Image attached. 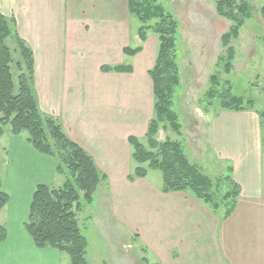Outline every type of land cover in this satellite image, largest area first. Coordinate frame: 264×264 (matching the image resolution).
<instances>
[{
	"label": "crops",
	"instance_id": "crops-1",
	"mask_svg": "<svg viewBox=\"0 0 264 264\" xmlns=\"http://www.w3.org/2000/svg\"><path fill=\"white\" fill-rule=\"evenodd\" d=\"M0 11L15 17L19 36L33 51L32 83L41 110L58 118L107 174L109 189L103 188L110 190L107 199L114 214L133 221L130 208L138 213L135 219L146 223L149 244L140 228L138 233L155 262L264 264V111H233L241 116L239 128L231 137H216V147L210 137L212 149L232 167L240 185L236 209L223 218L189 192H163L148 175L128 178L133 151L129 137L144 136L153 117L148 71L158 49L150 34L142 41L135 32V47L141 44L143 50L125 54L132 47L135 17L130 0H0ZM117 64H132L134 70H102ZM221 111L211 118L213 127L223 121L220 115L233 114ZM9 137L13 164L9 185L4 182L9 202L0 210V225L6 228L0 264H69L66 251L37 247L24 228L35 187L56 184V160L35 150L25 133ZM9 147L2 146L4 152ZM64 181L61 175V185ZM133 188L142 190L134 196Z\"/></svg>",
	"mask_w": 264,
	"mask_h": 264
},
{
	"label": "trees",
	"instance_id": "trees-1",
	"mask_svg": "<svg viewBox=\"0 0 264 264\" xmlns=\"http://www.w3.org/2000/svg\"><path fill=\"white\" fill-rule=\"evenodd\" d=\"M217 14L232 22L229 30L222 34L223 53L218 57L219 67L229 74L234 69L237 57L236 42L251 13L245 0H216ZM130 12L143 24L139 36L146 41L149 32L158 38V49L154 66L148 71L153 83L154 116L149 121L146 133L147 145L137 136L131 135L132 158L139 165L129 179L144 178L148 169L163 173V192L185 191L192 194L223 218L229 217L237 207L240 185L228 167L226 175L215 179L203 169L189 161L185 146L180 140L158 141L155 135L159 128L170 126L181 131L182 124L175 108L174 99L181 86L179 64L180 23L163 7L160 0H130ZM264 18V6L262 8ZM13 38L16 51L8 43ZM143 46L126 47L125 54L135 55ZM217 61V62H218ZM103 71L133 72L132 64L103 65ZM34 58L30 46L19 36L14 16L7 17L0 11V137L5 126L10 124L14 135L27 133L26 141L39 153L56 160V174L65 177L60 186L38 184L30 204L24 228L39 248L52 247L70 254L69 264H89L87 259L88 239L82 232L78 212L95 201L99 186L108 180L107 174L97 165L94 157L72 140L64 131L62 122L43 112L33 87ZM211 85L206 99L200 105L209 112L215 101L219 108L242 111L252 108L253 100H245L231 93L230 87H221L218 73L210 76ZM229 83V82H228ZM218 90V91H217ZM206 102V103H205ZM9 202V194L0 179V209ZM83 202V204H82ZM6 237V228L0 225V242ZM142 261L150 262L146 256Z\"/></svg>",
	"mask_w": 264,
	"mask_h": 264
},
{
	"label": "rangeland",
	"instance_id": "rangeland-1",
	"mask_svg": "<svg viewBox=\"0 0 264 264\" xmlns=\"http://www.w3.org/2000/svg\"><path fill=\"white\" fill-rule=\"evenodd\" d=\"M245 1L249 4L251 16L246 21L240 38L234 42L237 57L234 61V69L227 74L223 66L222 68L218 66L223 65L219 64L218 57L224 52L221 36L229 30L232 22L217 14L216 0H160L165 10L171 12L180 23L181 86L176 92L174 104L182 129L177 132L170 126H163L159 128L155 137L158 141L166 139L182 141L189 161L199 165L214 179L221 175L225 176L228 166L212 149L209 143L210 137L211 144L215 147L216 137H231L233 131L239 126L237 120L241 116L233 110L226 109L233 114L220 115L219 119L223 121L218 123V127L215 125L213 127L211 118L213 116L216 118L220 111L218 102L215 101L209 112H205L200 105V101L206 99V93L210 88V76L213 73L219 74L221 86L218 90L228 86L233 95L241 96L246 101L253 100L252 107L264 111V18L262 14L264 0ZM142 25L138 18L132 19V47L138 44V40L134 39V33L137 32L139 36V28ZM149 34L150 40L154 39L155 43H158L157 35L153 32ZM8 43L18 56L19 50L16 51L14 39L9 38ZM145 106H147V94ZM224 117L230 119L226 120ZM10 134L14 135L11 125L8 124L5 126L3 138H0V179L6 185H9V169L13 164ZM25 136H27L26 132ZM139 139L147 145L146 134ZM8 144L10 145L7 148L8 152H4L2 146H8ZM138 165L135 160H131V174ZM141 166L148 169L147 179L151 183L163 185V173L160 170L150 169L148 163H143ZM56 175L54 185L60 186L61 175ZM58 183L60 185H57ZM103 186L109 189L107 183L101 184L95 201L87 207V204L84 206L82 202L84 209L78 212L82 232L89 242L87 250L89 264H145L140 260L145 254L143 247H147L144 241L149 244L151 239L145 233L146 223L135 219L138 213L132 212L130 208L128 213L133 221L128 222L124 218L120 220L114 214L116 212L111 200L108 202L107 194L110 190H106ZM141 190L142 188H133V195L135 196ZM136 221L141 222L143 226H139ZM138 228L144 232V241L140 238ZM68 255L71 257L70 254ZM146 256L150 262H155L150 252H147Z\"/></svg>",
	"mask_w": 264,
	"mask_h": 264
}]
</instances>
